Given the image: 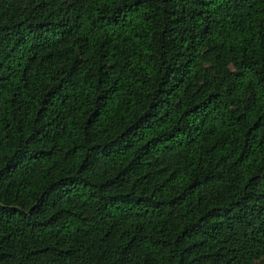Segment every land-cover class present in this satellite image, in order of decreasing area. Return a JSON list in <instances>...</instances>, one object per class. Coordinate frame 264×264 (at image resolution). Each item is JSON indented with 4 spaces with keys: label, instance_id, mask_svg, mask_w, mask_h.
<instances>
[{
    "label": "trees",
    "instance_id": "obj_1",
    "mask_svg": "<svg viewBox=\"0 0 264 264\" xmlns=\"http://www.w3.org/2000/svg\"><path fill=\"white\" fill-rule=\"evenodd\" d=\"M0 264H264V0H0Z\"/></svg>",
    "mask_w": 264,
    "mask_h": 264
}]
</instances>
